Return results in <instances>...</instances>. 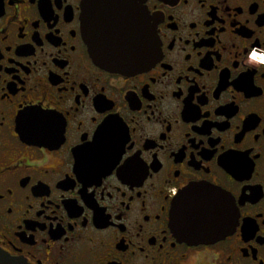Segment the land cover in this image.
Returning <instances> with one entry per match:
<instances>
[{"label": "flooded vegetation", "instance_id": "af4514ba", "mask_svg": "<svg viewBox=\"0 0 264 264\" xmlns=\"http://www.w3.org/2000/svg\"><path fill=\"white\" fill-rule=\"evenodd\" d=\"M132 36L153 63L100 64L104 40ZM253 49L264 0H0V251L26 264H264ZM34 109L51 116L20 118ZM190 189L215 195L199 201L212 237L178 224Z\"/></svg>", "mask_w": 264, "mask_h": 264}, {"label": "water", "instance_id": "95a60500", "mask_svg": "<svg viewBox=\"0 0 264 264\" xmlns=\"http://www.w3.org/2000/svg\"><path fill=\"white\" fill-rule=\"evenodd\" d=\"M127 40L110 38L100 44L98 61L106 69L118 73H136L147 65L155 61V55L148 53L145 56L139 55L136 38L130 37ZM214 193L205 189H190L182 197L176 210V219L180 227L186 224L190 230L202 235L212 237L211 230L215 227V218L212 212L202 208L203 204L199 201H212ZM0 264H26L25 262L14 259L0 251Z\"/></svg>", "mask_w": 264, "mask_h": 264}, {"label": "snow or ice", "instance_id": "6c2138e0", "mask_svg": "<svg viewBox=\"0 0 264 264\" xmlns=\"http://www.w3.org/2000/svg\"><path fill=\"white\" fill-rule=\"evenodd\" d=\"M32 112L35 113L34 116H32V117H25V114H24V113H23V114L21 113V114H20V118H21V119L29 118V119L41 120V119H44V118H47V117L51 116V113H48V112H40L39 109H34V110H32ZM89 147H91V145H89ZM134 160H135V158L127 159V160H126V163L124 164V167L127 168V167H128V164H129L130 162L134 161ZM116 162L119 163V159H117ZM185 190H186V189H185ZM181 193H182V191H181V192H178V193L176 194L175 198H176L177 200H179V199L181 198Z\"/></svg>", "mask_w": 264, "mask_h": 264}, {"label": "clouds", "instance_id": "9594fccd", "mask_svg": "<svg viewBox=\"0 0 264 264\" xmlns=\"http://www.w3.org/2000/svg\"><path fill=\"white\" fill-rule=\"evenodd\" d=\"M247 63L264 66V50L253 49L247 56Z\"/></svg>", "mask_w": 264, "mask_h": 264}]
</instances>
